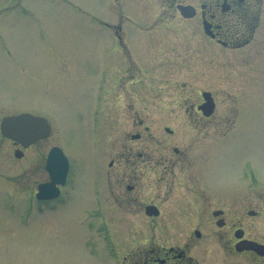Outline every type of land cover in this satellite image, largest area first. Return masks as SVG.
<instances>
[{"label": "flooded vegetation", "instance_id": "af4514ba", "mask_svg": "<svg viewBox=\"0 0 264 264\" xmlns=\"http://www.w3.org/2000/svg\"><path fill=\"white\" fill-rule=\"evenodd\" d=\"M157 3L161 9L151 22L126 15L116 23L100 21L109 37L96 65L99 125H87L91 147L84 150L81 180L67 196L70 163L65 183L55 184L59 194L36 202L41 211L56 205L66 217L90 222L92 230L102 231L104 223L106 242L113 233L108 225L120 222L135 237L121 246L120 264H264V192L242 180L235 149L226 151L227 144L236 146L230 131L237 125L217 98L223 78L247 79L241 70L229 69L227 76L225 57L253 39L261 0ZM179 6H191L193 15H182ZM149 8L146 19L154 9ZM163 14L178 19L163 21ZM193 25L200 35L179 60L174 48L155 45L162 29L184 28L191 37ZM140 35L148 39L140 43ZM178 69L188 78L179 82ZM149 87L157 91L147 92ZM19 112L27 111L3 116ZM0 138L21 150L20 158L44 141L23 146L1 133ZM47 152L29 160L28 178L40 174L35 188L50 181Z\"/></svg>", "mask_w": 264, "mask_h": 264}, {"label": "rangeland", "instance_id": "374dc122", "mask_svg": "<svg viewBox=\"0 0 264 264\" xmlns=\"http://www.w3.org/2000/svg\"><path fill=\"white\" fill-rule=\"evenodd\" d=\"M17 1L0 0V117L17 111L41 114L49 121L51 134L39 146L25 150L20 159L14 157L10 143L0 138V264H120L121 246L135 237L115 221L108 225V231L113 226L110 236L116 245L110 247L112 241L102 236L104 223L102 231L92 230L90 222L66 217L56 205L49 212L41 211L42 205L30 199L40 174L28 178L27 171L29 160L37 154L53 144L61 146L72 172L65 190L67 196L73 195L84 169V150L91 147L87 125L92 129L99 125L96 102L101 99L97 87L101 76L96 65L101 59L98 54L104 52L101 45L109 37L100 21L116 23L126 15L151 22L161 8L157 0H19L12 7ZM149 6L154 9L146 19ZM162 19L178 18L163 14ZM193 26L191 37L184 28L162 29V37H154L155 45L174 48L179 60L180 52L200 35ZM140 36L136 38L140 43L148 39ZM226 54L225 74L229 75V69L234 74L241 70L247 79L244 83L220 80L218 101L237 125L230 131L236 134V146L229 143L225 149H235L242 180L257 184L258 193L264 192V0L253 39L241 50ZM179 69L176 79L180 82L188 77ZM261 207L264 211V203ZM261 223L264 229V218Z\"/></svg>", "mask_w": 264, "mask_h": 264}, {"label": "water", "instance_id": "95a60500", "mask_svg": "<svg viewBox=\"0 0 264 264\" xmlns=\"http://www.w3.org/2000/svg\"><path fill=\"white\" fill-rule=\"evenodd\" d=\"M183 10L184 8L182 11ZM49 130V124L46 119L32 116L30 114L7 117L1 124L2 134L20 142L22 145H28L39 138L46 137ZM16 155H19V153L16 152ZM67 165V159L61 152L60 148L56 146L52 147L48 154L46 167L49 170L53 181H59L60 177L65 176ZM42 189L43 185H40L39 193L37 194L38 197H42Z\"/></svg>", "mask_w": 264, "mask_h": 264}]
</instances>
